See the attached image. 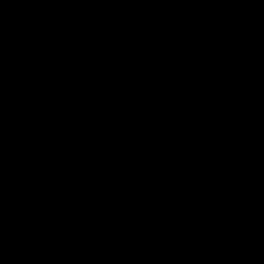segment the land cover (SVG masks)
<instances>
[{
    "label": "water",
    "instance_id": "95a60500",
    "mask_svg": "<svg viewBox=\"0 0 264 264\" xmlns=\"http://www.w3.org/2000/svg\"><path fill=\"white\" fill-rule=\"evenodd\" d=\"M0 264H264V0H0Z\"/></svg>",
    "mask_w": 264,
    "mask_h": 264
}]
</instances>
